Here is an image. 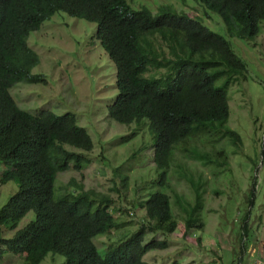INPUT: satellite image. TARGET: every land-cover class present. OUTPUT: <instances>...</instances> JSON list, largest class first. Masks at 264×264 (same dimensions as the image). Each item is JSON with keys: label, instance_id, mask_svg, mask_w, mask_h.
<instances>
[{"label": "trees", "instance_id": "16d2710c", "mask_svg": "<svg viewBox=\"0 0 264 264\" xmlns=\"http://www.w3.org/2000/svg\"><path fill=\"white\" fill-rule=\"evenodd\" d=\"M195 1L217 14L231 39L253 40L264 22V0ZM56 12L96 25L94 36L114 66L106 116L148 126L159 171L150 192L131 191L127 176L112 178L113 195L73 179L59 184L57 174L71 164L76 170L89 164L83 152L92 149L91 136L73 113L29 112L11 96L18 83H45L31 73L39 57L27 38ZM198 18L168 7L132 9L127 0H0V185L17 186L0 206V256H20V264H39L48 253L64 256L62 264H148L145 253L169 242L147 234L185 236L203 227L207 180L199 165L222 172L225 141L241 144L227 126L228 91L245 78L246 65L224 35ZM183 182L190 197L178 188ZM129 209L144 219L139 223ZM29 211L33 218L18 228ZM99 234L110 239L101 254L92 241Z\"/></svg>", "mask_w": 264, "mask_h": 264}, {"label": "rangeland", "instance_id": "374dc122", "mask_svg": "<svg viewBox=\"0 0 264 264\" xmlns=\"http://www.w3.org/2000/svg\"><path fill=\"white\" fill-rule=\"evenodd\" d=\"M127 2L132 9L144 6L155 13L159 8L168 7L190 17H201L198 19L208 29L220 32L230 41L246 65L245 78L239 79L228 91L227 126L239 134L241 144L235 148L225 141L229 159L224 171L214 175L215 169L199 165L198 170L207 180L201 211L203 227L194 228L185 236L179 232L147 234V238H166L169 245L148 251L143 260L148 264H169L174 260L182 264H264V22L258 35L246 42L227 37L217 14L195 0ZM95 28L94 23L64 12H56L43 21L29 33L27 44L39 57L31 73L41 74L45 83L21 82L10 89V94L20 108L29 112L49 109L57 114L73 113L77 124L91 136L92 149L83 152L90 159L89 164L81 170L71 164L59 172V184L73 179L86 189L113 195L110 192L115 186L113 179L122 180L127 176L131 191L150 192L152 180L159 171L152 161L148 126L121 125L106 116V105L115 93L114 66L99 46ZM132 132L136 134L129 135ZM125 137L129 138L120 141ZM3 169L0 163V173ZM178 188L191 196L184 182ZM16 189L13 181L0 185V206ZM128 212L139 223L144 219L140 210ZM32 218L33 213L29 211L18 228ZM8 231L3 228L4 234L11 235ZM92 241L100 254L108 250L109 235L99 234ZM21 261L20 256L7 252L0 256V264ZM63 262L64 256L48 253L39 264Z\"/></svg>", "mask_w": 264, "mask_h": 264}]
</instances>
